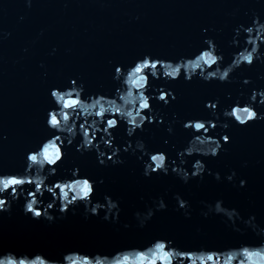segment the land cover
Listing matches in <instances>:
<instances>
[{
	"label": "water",
	"instance_id": "water-1",
	"mask_svg": "<svg viewBox=\"0 0 264 264\" xmlns=\"http://www.w3.org/2000/svg\"><path fill=\"white\" fill-rule=\"evenodd\" d=\"M27 4L28 0H0V176L26 173V154L45 139L47 113L55 108L50 103V90L69 76H80L86 93L114 89L109 60L128 65L145 53L166 60L193 56L207 37L215 39L226 61H230L236 51L229 47L233 28L250 23L254 10L264 13V0H31L30 8ZM233 12L234 17L230 15ZM203 29L208 31L203 33ZM259 74H264V65L257 63L251 69L238 70L233 77L237 81L250 77L253 86L264 87V80L257 78ZM163 87V79L156 82L157 93ZM167 87L175 92L177 100L168 107L162 102L153 105L166 113L165 123L173 113L181 120L207 118L205 101L219 98V107L223 108L232 103L226 93L235 98L241 89L240 83H205L201 79L185 82L183 78ZM145 127L147 131L137 135L151 149L166 150L175 157L171 145L179 149L187 143L188 134L180 124L171 137L165 126ZM119 135L123 136L122 128ZM228 135L231 141L225 146L226 152L215 159L201 158L211 172L221 174V182L207 173L202 180L193 179L188 184L173 174L145 178L134 156H125L122 166L102 168L94 153L81 156L75 151L77 145L69 147L63 166L76 164L82 173L91 174L97 181L103 179L97 189L101 201L104 193L120 201L115 222L111 214L108 221L103 220L104 211L85 218L83 207L69 206V212L60 215L54 205L49 212L57 218L49 223L43 212L50 194L44 186L37 193L35 185L27 183L17 187L22 194L10 211L0 213V258L11 254L18 259L25 254L32 259L39 254L46 261L63 264L69 254L100 253L111 260L115 252L123 255L125 249L133 257L143 252L151 258L160 240L166 252L182 254L171 257L173 264H201L209 255L223 264L241 243H258V239L242 223L237 227L243 234L219 215L205 218L202 202L223 199L225 206L237 208L243 219L255 216L264 228V122L247 127L233 123ZM164 139L170 145L165 146ZM195 158L189 161V168ZM232 170L237 173V185L241 178L247 181L245 188L223 179ZM176 194L189 202L188 216L177 210ZM33 197L42 213L37 219L23 212L24 203ZM160 197L167 204L166 210L155 212L140 227L135 213H146V206L152 207L153 200ZM53 199L60 203L59 195ZM89 260L94 264V257Z\"/></svg>",
	"mask_w": 264,
	"mask_h": 264
},
{
	"label": "clouds",
	"instance_id": "clouds-1",
	"mask_svg": "<svg viewBox=\"0 0 264 264\" xmlns=\"http://www.w3.org/2000/svg\"><path fill=\"white\" fill-rule=\"evenodd\" d=\"M27 6L31 7V0H28ZM230 15L234 17L236 13ZM245 15L249 14L245 13ZM249 18L250 23L237 24L233 28L234 35L229 47L236 51L232 53L230 61H226L215 39L207 37L202 41L200 51L193 56L166 60L162 56L145 53L142 58H137L128 65L114 64L109 60L114 89H104L94 94L86 93L82 78L69 76L65 83L50 90V103L54 104L55 108L47 113L45 139L39 145L33 146L26 154V173L7 174L4 177L16 176L25 184H34L37 193L42 186L45 187L50 197L43 217L49 223L57 218L52 214L53 212H49L54 205L58 207L60 215L67 214L70 210L69 206H72L71 209L83 207L85 218L98 216L104 211L106 214L103 220L108 221L111 214L113 222L121 210L120 201L114 200L107 193L103 194L101 201L97 189L104 183L103 179L97 181L91 174L82 173L76 164L71 168L63 166L67 149L73 145H77L75 151L81 156L94 153L98 166L102 168L122 166L126 163L125 156H134L140 163L145 178H151L153 174L165 176L173 174L184 184H188L193 179L202 180L207 173L217 182H221V174L211 172L201 158L215 159L222 151H227L225 146L231 141L228 130L233 123L239 127H247L257 122H264V87L253 86L254 82L250 77L243 78L242 81H237L233 77L238 70L251 69L257 63L264 65V13L254 10ZM23 19L24 17L21 16L20 20ZM135 19L139 20L140 17L137 16ZM207 31L208 29L202 30L203 33ZM181 78L185 82L201 79L205 83L213 81L219 84L240 83L241 89L235 98L230 92L226 93V99L232 101L226 107H219L221 103L219 98L205 101L207 118L181 120L176 113H173L171 120L165 123L166 113L153 105L162 102L164 107H168L175 102L177 95L167 85ZM257 78L264 80V74H259ZM161 79L164 80L165 87L157 93L156 82ZM154 124L157 127L165 126L169 137L175 134L177 124L187 132L188 140L183 148L178 149L174 144L171 145V149L176 153L175 157L170 156L166 150L149 148L142 136L137 135L147 131L146 125ZM196 125L204 127L199 129ZM121 128L123 136L119 135ZM217 129L219 131H216ZM163 144L168 146L170 141L164 139ZM45 145L47 147H44ZM58 145L63 147V152L58 150H61ZM30 156H36V162L29 160ZM153 157L158 159L153 160ZM193 157L196 158L192 160L189 168V161ZM244 166H247V162ZM223 179L234 187L245 188L247 185V181L242 178L238 180L237 185L235 170ZM21 194L18 193L17 187L9 191L7 187L0 185V201H4L0 204V213L9 212L11 205L13 202H18ZM57 195L60 199L59 204L53 199ZM174 199L178 202L177 210H182L185 216H188L189 202L179 194H176ZM202 203L206 208V211L202 212L205 218L209 215H219L224 218L226 224L231 225L233 230L243 234L237 227L238 223H242L245 229H250L258 239V243H241L239 248L232 251L223 261V264H264V228L259 226L255 216L247 220L243 219L240 211L235 207L225 206L223 199H217L213 203ZM36 205L35 197L26 200L23 205L24 214H30L29 208L39 211ZM146 208V213L140 211L135 213L140 227H143L155 212L166 210L167 204L160 197L153 200L152 207L146 206ZM31 217L38 218L34 213H31ZM124 227L127 228L128 225ZM158 242L160 240L155 246ZM156 250L149 258L143 252H138L133 257L125 249L123 255L120 251L115 252L111 260L107 255L100 253H75L66 255L63 264H90L89 257H94V264H173L171 257L175 255L179 258L182 255L179 252ZM209 257L212 255H209L206 261H201V264H209V262L217 264L215 259ZM0 264H61V261L53 259L46 261L39 254L32 259L25 254L18 259L15 255L9 254L0 258Z\"/></svg>",
	"mask_w": 264,
	"mask_h": 264
},
{
	"label": "snow or ice",
	"instance_id": "snow-or-ice-1",
	"mask_svg": "<svg viewBox=\"0 0 264 264\" xmlns=\"http://www.w3.org/2000/svg\"><path fill=\"white\" fill-rule=\"evenodd\" d=\"M145 107H147V105H145ZM196 127L199 129H202L204 126L203 125H196ZM44 147H47V146L45 145ZM58 150L61 151L60 149H58ZM41 155H42V153H41ZM28 159L32 160L33 162H36L37 157L36 156H30V157H28ZM157 159H158L157 157H153V160H157ZM9 181H11V183H9ZM85 183H87V182H85ZM0 185L7 187L8 190L11 191V189L13 187L25 185V182L16 176H10V177L0 176ZM3 203H4V201H0V204H3ZM29 211H30V213H34V215L38 218H40L42 216V213L40 211H36L32 208H29ZM155 247H156V249L165 251L166 245L162 242H158ZM7 259H11V258H7ZM209 259L214 260L215 258L212 256V257H209Z\"/></svg>",
	"mask_w": 264,
	"mask_h": 264
}]
</instances>
